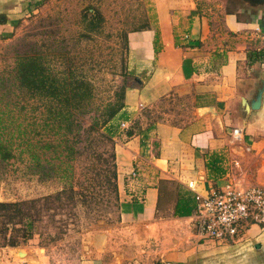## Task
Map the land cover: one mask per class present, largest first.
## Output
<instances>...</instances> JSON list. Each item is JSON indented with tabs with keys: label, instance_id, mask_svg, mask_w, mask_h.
Instances as JSON below:
<instances>
[{
	"label": "crops",
	"instance_id": "0c3cea01",
	"mask_svg": "<svg viewBox=\"0 0 264 264\" xmlns=\"http://www.w3.org/2000/svg\"><path fill=\"white\" fill-rule=\"evenodd\" d=\"M28 3L0 0V33L13 31ZM151 5L149 26L127 33L136 83L125 90L130 118L124 122L136 127L130 136L121 134L116 147L117 180L125 190L121 219L165 226V264H264V225H248L228 241L206 240L190 228L194 210L173 215L175 201L172 216L154 220L160 182H173L192 196L230 175L264 184V3L242 0L233 9L225 0ZM256 101L259 106L252 107ZM143 108L161 116L147 121ZM213 159L217 170L210 167ZM2 250L1 264H41L29 248Z\"/></svg>",
	"mask_w": 264,
	"mask_h": 264
},
{
	"label": "rangeland",
	"instance_id": "374dc122",
	"mask_svg": "<svg viewBox=\"0 0 264 264\" xmlns=\"http://www.w3.org/2000/svg\"><path fill=\"white\" fill-rule=\"evenodd\" d=\"M225 1L232 9L242 5V0ZM21 13L12 32L0 33V74L4 78H13L17 54L40 49L52 68L62 69L69 65L83 72L95 86L98 103L114 101L121 88L126 90L136 83L129 69L131 54L127 48V33L149 26V20L154 17L151 0H29ZM164 104L166 109H172L168 103ZM38 109L28 104L22 111L15 109L13 112L24 127H29L34 119L41 118V108ZM141 112L147 121L161 116L144 108ZM92 115L93 112L80 118L83 129L77 145L81 154L74 162L73 180L77 184L75 188H84L90 165L98 162L102 167L103 192L97 202L76 207L74 216L71 214L75 212L73 208L67 206L60 217L68 222L55 224L58 219L55 217V200L42 198L55 194L65 181L37 174L27 153H20L18 148L13 158L0 164V201L39 199L36 203L39 219L34 224L32 236L24 242L21 235L25 227L17 225L19 231L9 227L2 234L4 218L0 216V250L6 247L2 245L3 235L6 238L15 235L19 241L15 247L31 249L39 256L41 264L164 263L169 253L164 245L168 238L165 226L153 224L149 228L123 222L120 203L124 185L116 179L118 196L115 198L108 180L110 153H115L116 163V147L128 126H122L120 122L111 140L101 139L97 146H91L88 145L86 128ZM38 137L45 139L44 135L35 136ZM40 157L42 163L46 158L55 161L48 152ZM159 189L160 204L155 221L172 216L173 211L169 209L176 196L173 182H160Z\"/></svg>",
	"mask_w": 264,
	"mask_h": 264
},
{
	"label": "trees",
	"instance_id": "16d2710c",
	"mask_svg": "<svg viewBox=\"0 0 264 264\" xmlns=\"http://www.w3.org/2000/svg\"><path fill=\"white\" fill-rule=\"evenodd\" d=\"M99 19H102L100 15ZM259 53L261 51L257 52ZM124 95L125 89L121 88L114 101L98 103L95 86L83 72L69 65L62 69L52 68L40 49L17 54L12 79L4 78L0 74V164L13 158L15 150L19 148L20 153H27L37 174L55 176L65 181V185L55 194L42 198L55 200V217L58 216L55 224L68 222L60 217L67 206L70 205L75 211L78 206L96 203L103 192L102 167L98 162L90 165L86 186L75 188L77 184L73 180L74 162L81 154L77 145L80 141V131L83 129L81 116L93 112L86 128L88 145L97 146L101 139L111 140L119 123L130 118V113L124 109ZM28 104L34 105L36 109L41 108V118L38 121L34 119L29 127H24L13 110L19 109L20 112ZM153 125L154 123L150 122L144 129L138 128V133L143 134ZM135 127L134 124L129 125L125 134L132 135ZM38 135H44L45 139L35 138ZM45 152L50 153L55 161L46 158L42 163L40 154ZM110 158L107 176L116 198L117 168L114 152L110 153ZM216 162L215 159L210 162V167L214 170L218 169ZM176 189L173 215L189 216L194 210L193 196L182 186L177 185ZM38 200L0 201V216L4 218L1 233L5 234L9 227L19 231L17 225H23L25 229L21 238L24 242L28 240L33 234L35 222L39 219L36 209ZM71 214L74 216L77 213L75 211ZM3 236V246L15 247L19 244L15 235L8 238Z\"/></svg>",
	"mask_w": 264,
	"mask_h": 264
},
{
	"label": "built area",
	"instance_id": "2783aa9c",
	"mask_svg": "<svg viewBox=\"0 0 264 264\" xmlns=\"http://www.w3.org/2000/svg\"><path fill=\"white\" fill-rule=\"evenodd\" d=\"M234 133L238 135V130ZM193 184L190 181L188 187ZM193 197L195 207L189 225L197 236L228 241L248 225H264V184H247L239 176L230 175L205 193L195 192Z\"/></svg>",
	"mask_w": 264,
	"mask_h": 264
},
{
	"label": "water",
	"instance_id": "95a60500",
	"mask_svg": "<svg viewBox=\"0 0 264 264\" xmlns=\"http://www.w3.org/2000/svg\"><path fill=\"white\" fill-rule=\"evenodd\" d=\"M258 2H262V3H264V0H258ZM259 106V101H256L253 105H252V107H258ZM158 264H161V263H158Z\"/></svg>",
	"mask_w": 264,
	"mask_h": 264
},
{
	"label": "bare ground",
	"instance_id": "6f19581e",
	"mask_svg": "<svg viewBox=\"0 0 264 264\" xmlns=\"http://www.w3.org/2000/svg\"><path fill=\"white\" fill-rule=\"evenodd\" d=\"M20 250H22V249H18V254H19V255H20V254H22V255H23V254H24V252L20 253ZM20 256H21V255H20ZM21 257H22V256H21ZM33 264H37V263H35V262H34Z\"/></svg>",
	"mask_w": 264,
	"mask_h": 264
}]
</instances>
